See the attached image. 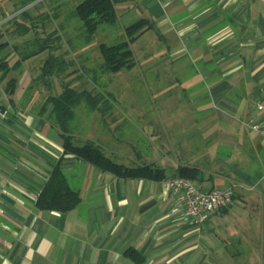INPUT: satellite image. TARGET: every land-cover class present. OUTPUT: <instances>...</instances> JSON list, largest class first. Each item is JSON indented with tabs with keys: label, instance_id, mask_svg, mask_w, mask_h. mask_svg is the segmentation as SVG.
I'll return each instance as SVG.
<instances>
[{
	"label": "crops",
	"instance_id": "0c3cea01",
	"mask_svg": "<svg viewBox=\"0 0 264 264\" xmlns=\"http://www.w3.org/2000/svg\"><path fill=\"white\" fill-rule=\"evenodd\" d=\"M140 5L165 43L160 64L177 71L175 79L184 70L196 74L201 87L188 102L208 129L196 140L203 146H190L189 162L174 164L166 178L186 164L202 170L195 183L202 190L235 184L226 213L239 200L251 209L252 229L264 230V0ZM12 96L1 97L7 122L17 109ZM92 141L112 146L110 137ZM56 165L80 195L65 212L36 206ZM172 204L161 180L119 178L64 154L59 129H0V264H225L196 241L202 225L172 214ZM132 249L142 263L128 256Z\"/></svg>",
	"mask_w": 264,
	"mask_h": 264
},
{
	"label": "rangeland",
	"instance_id": "374dc122",
	"mask_svg": "<svg viewBox=\"0 0 264 264\" xmlns=\"http://www.w3.org/2000/svg\"><path fill=\"white\" fill-rule=\"evenodd\" d=\"M82 1L0 0V44L9 43L0 48V59L12 66L22 55L36 52L8 75L7 79L16 78L12 97L17 109L11 122L5 120L8 113L0 119V129H57L48 120V109L41 112L45 99L58 95L67 85L78 91L88 90L99 94V109L90 110L85 102L74 108L69 121L74 144L110 137L112 146L106 142L103 152L112 160L128 166L150 163L171 174L174 164L189 162L190 146H203L196 140L207 136L201 115L193 114L194 104L188 102L190 91L201 87L196 74L184 70L183 77L175 79L177 71L160 64L166 48L155 28L130 45L135 62L132 68L116 73L102 70L99 44L125 40V27L145 18L146 13L140 0H114L116 23L99 25L89 40L73 13ZM50 33L51 45L56 48L52 52L69 64L64 72L43 77L42 66L52 52L39 48ZM28 116L33 121L24 126ZM249 210L237 200L228 213L213 214L202 224V230H197L196 241L205 243L203 251L207 247L211 256L223 259L225 264H264V230L252 229L255 219L249 216Z\"/></svg>",
	"mask_w": 264,
	"mask_h": 264
},
{
	"label": "trees",
	"instance_id": "16d2710c",
	"mask_svg": "<svg viewBox=\"0 0 264 264\" xmlns=\"http://www.w3.org/2000/svg\"><path fill=\"white\" fill-rule=\"evenodd\" d=\"M114 3V0H83L75 6L73 13L83 24L89 40L95 34L99 25H113L116 23L117 13ZM150 29H154L153 22L141 18L125 27V40L113 45L99 44L98 49L103 60L102 70L116 73L125 68H132L135 62L130 45L141 34ZM52 34L50 33L46 38H43L44 41L39 51L49 48L52 52L56 49L51 45ZM8 44V42H4L0 44V48ZM33 53L22 55L20 59L14 61L12 66H9L6 59H0V111L5 110L1 103L2 95H12L15 91L16 78L7 79L10 71L12 68L19 67L21 62ZM68 64L65 59L52 52L44 61L41 69L42 76H53L64 72ZM5 80L7 81L5 82ZM4 82L5 85L2 87ZM100 101L99 94H93L88 90L78 91L68 85L58 95L48 96L45 99L41 106V112L43 113L48 109L50 124L59 129L64 154L81 159L99 171L111 173L119 178H141L157 181L166 178L165 169L156 167L153 164L142 163L127 166L112 160L103 152L101 146L95 144L92 140H87L82 145L74 144L73 135L69 132V121L74 116V108L81 102H85L90 110H96L99 109ZM176 176L189 178L196 183L202 178V170L197 166L182 164L176 168ZM79 201V193L71 188L66 174L56 165L36 200V206L43 210L65 212L74 208ZM230 206L219 210L217 213H226ZM127 254L136 262L142 263L143 258L137 251L128 250Z\"/></svg>",
	"mask_w": 264,
	"mask_h": 264
},
{
	"label": "built area",
	"instance_id": "2783aa9c",
	"mask_svg": "<svg viewBox=\"0 0 264 264\" xmlns=\"http://www.w3.org/2000/svg\"><path fill=\"white\" fill-rule=\"evenodd\" d=\"M8 110L9 108H5L0 111V117L5 118ZM252 128L259 130L257 125H253ZM161 183L173 195L170 212L196 227L205 223L219 210L230 206L234 201L237 187L232 184L225 188L202 190L191 179L180 176L164 178Z\"/></svg>",
	"mask_w": 264,
	"mask_h": 264
}]
</instances>
